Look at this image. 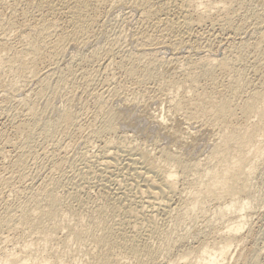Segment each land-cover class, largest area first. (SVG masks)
<instances>
[{"label":"bare ground","instance_id":"bare-ground-1","mask_svg":"<svg viewBox=\"0 0 264 264\" xmlns=\"http://www.w3.org/2000/svg\"><path fill=\"white\" fill-rule=\"evenodd\" d=\"M2 115L0 264H264V0H0Z\"/></svg>","mask_w":264,"mask_h":264},{"label":"rangeland","instance_id":"rangeland-1","mask_svg":"<svg viewBox=\"0 0 264 264\" xmlns=\"http://www.w3.org/2000/svg\"><path fill=\"white\" fill-rule=\"evenodd\" d=\"M115 18H116V16H115ZM114 18V19H115ZM113 19V20H114ZM118 19V20H117ZM116 23H115V22ZM113 22L115 23V24H113V25H111V24H109V27H110V29L113 31V32H116V30L120 27V29H122V30H118L117 32H122L123 31V33H122V35L123 36H125V37H127V35H129L131 32H130V29L129 28H127V26H125L126 24L123 22V19L122 18H120V16L118 17V15H117V18L114 20ZM121 21V22H120ZM113 22H111V23H113ZM115 25H118V26H115ZM115 26V27H114ZM113 29H112V28ZM127 29H126V28ZM116 29V30H115ZM199 31V33H200V35L202 34V33H204L205 32V30H198ZM203 31V32H202ZM112 32V35H115V34H117V33H113ZM128 32V33H127ZM198 33V34H199ZM125 34V35H124ZM215 42H217V41H215ZM103 75V74H102ZM106 91V90H105ZM130 94L128 93V95H127V97H129L128 99H131L130 97L131 96H129ZM154 107V106H153ZM2 118H3V120H2ZM5 118V119H4ZM135 117H133L132 119H134ZM7 121V117H4L3 115L2 116H0V124H4L3 125V127H1L2 125H0V130H5V127H6V129H8V124H6V121ZM6 125V126H5ZM134 125H135V131L136 132H138V133H142V132H146V133H148L149 134V136L151 135V136H153V133L150 131V129H149V127H148V124H147V122L145 121V120H143V119H138V118H135L134 119ZM127 131V130H126ZM128 132H129V130H128ZM132 132H129V134H131ZM134 133H132V135H133ZM138 140V139H137ZM93 148H95V149H93V151H95L96 150V148H97V146L95 145ZM256 187L258 188V187H261V188H259L258 190H262V192H258L259 193V198H258V193L256 194L257 196H256V202H257V200H258V202L257 203H255L254 205H255V209H256V216L255 215H253V216H251V217H249V220H250V222L251 223H256V227L258 228L259 226L258 225H260V227H261V225H263V222H264V186H262V185H260V183L258 184V182L256 183ZM92 191H94V190H92ZM91 191V194H92V196H93V198H94V200H96V201H98V194H96V191H94L95 193H93ZM263 193V194H262ZM262 194V195H261ZM94 196H96V197H94ZM98 198V199H97ZM261 198V199H260ZM263 199V200H262ZM263 202H262V201ZM257 204V205H256ZM263 206V207H261V205ZM261 212V213H260ZM260 216V217H259ZM254 217V218H253ZM254 219V220H253ZM261 220V221H260ZM260 222V223H259ZM258 224V225H257ZM169 227L170 228H173V224H169ZM248 227H246V229H247ZM245 229V230H246ZM245 230L243 231V233L245 232ZM242 233V234H243ZM264 238H263V240L261 241V243H260V247L262 248L261 249V258H262V260L264 261Z\"/></svg>","mask_w":264,"mask_h":264}]
</instances>
